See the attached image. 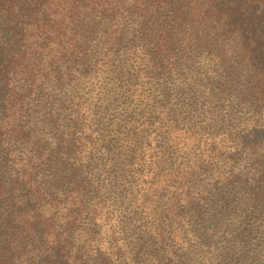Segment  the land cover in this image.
Returning <instances> with one entry per match:
<instances>
[{
	"label": "trees",
	"instance_id": "16d2710c",
	"mask_svg": "<svg viewBox=\"0 0 264 264\" xmlns=\"http://www.w3.org/2000/svg\"><path fill=\"white\" fill-rule=\"evenodd\" d=\"M0 264H264V0H0Z\"/></svg>",
	"mask_w": 264,
	"mask_h": 264
}]
</instances>
